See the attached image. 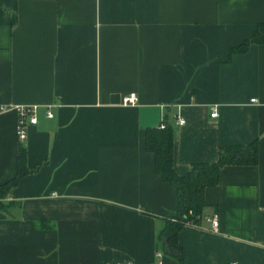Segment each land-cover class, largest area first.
I'll return each instance as SVG.
<instances>
[{
    "label": "crops",
    "instance_id": "obj_1",
    "mask_svg": "<svg viewBox=\"0 0 264 264\" xmlns=\"http://www.w3.org/2000/svg\"><path fill=\"white\" fill-rule=\"evenodd\" d=\"M259 23L264 0H1L0 105L37 109L23 141L0 112V185L20 147L29 170L0 198V264H177L155 245L176 193L145 149L162 115L184 121L179 175L257 140L178 233L183 264H264V43L225 61Z\"/></svg>",
    "mask_w": 264,
    "mask_h": 264
},
{
    "label": "trees",
    "instance_id": "obj_2",
    "mask_svg": "<svg viewBox=\"0 0 264 264\" xmlns=\"http://www.w3.org/2000/svg\"><path fill=\"white\" fill-rule=\"evenodd\" d=\"M262 43L264 23H259L248 39L229 48L225 61H228L233 53L245 52L251 44ZM163 122V128L158 125L156 128L145 129V149L154 157L155 173L174 188L177 201L175 211L171 215L160 217L162 225L156 232L155 245L157 252L172 258L177 264H183V249L178 243V233L186 225H200L206 206L204 191L207 187L217 184L222 167L257 163V140L247 145H220L217 148L216 161L192 163L185 174L179 175L173 166V145L176 139L174 125L168 116H165ZM28 172L25 149L20 147L17 153L16 174L0 185V198ZM2 206L0 203V207Z\"/></svg>",
    "mask_w": 264,
    "mask_h": 264
},
{
    "label": "built area",
    "instance_id": "obj_3",
    "mask_svg": "<svg viewBox=\"0 0 264 264\" xmlns=\"http://www.w3.org/2000/svg\"><path fill=\"white\" fill-rule=\"evenodd\" d=\"M137 102V97L134 93H130L128 95L123 96L122 98V104L123 105H134ZM13 108L17 115H18V121H17V127H16V135L19 140L23 141L26 136V128L30 124H35L36 123V105H17V106H1L0 105V112L6 111L7 109ZM46 116L47 117H52L51 112L46 111ZM211 117L217 116L216 110H213L210 113ZM165 119V116L162 115L160 119V124L159 127L163 128L165 126V123L163 122ZM173 125L174 126H180L184 123L183 119L175 116L174 118ZM211 225V228L213 231H217V226H218V219L216 215H213L209 218L206 219ZM160 256V253L157 254Z\"/></svg>",
    "mask_w": 264,
    "mask_h": 264
}]
</instances>
